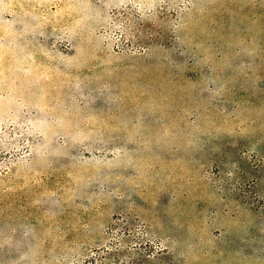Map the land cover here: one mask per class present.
I'll return each mask as SVG.
<instances>
[{"label": "rangeland", "instance_id": "rangeland-1", "mask_svg": "<svg viewBox=\"0 0 264 264\" xmlns=\"http://www.w3.org/2000/svg\"><path fill=\"white\" fill-rule=\"evenodd\" d=\"M0 264H264V0H0Z\"/></svg>", "mask_w": 264, "mask_h": 264}]
</instances>
